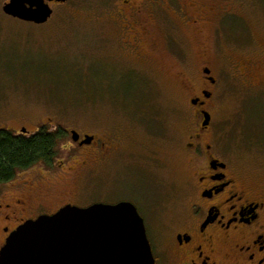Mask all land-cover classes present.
I'll use <instances>...</instances> for the list:
<instances>
[{
	"label": "rangeland",
	"instance_id": "rangeland-1",
	"mask_svg": "<svg viewBox=\"0 0 264 264\" xmlns=\"http://www.w3.org/2000/svg\"><path fill=\"white\" fill-rule=\"evenodd\" d=\"M148 1L136 15L123 0H69L37 26L7 16L9 0H0V131L54 127L65 136L51 166L0 185L12 220L66 202H131L164 252L192 202L190 147L204 119L187 83L200 88L204 51L218 80L211 109L218 138L208 141L244 183L264 191V91L246 80V67L264 61V0H161L157 11ZM191 2L213 10L204 33L185 21ZM73 131L99 146L81 147ZM20 199L32 203L30 212Z\"/></svg>",
	"mask_w": 264,
	"mask_h": 264
},
{
	"label": "flooded vegetation",
	"instance_id": "flooded-vegetation-1",
	"mask_svg": "<svg viewBox=\"0 0 264 264\" xmlns=\"http://www.w3.org/2000/svg\"><path fill=\"white\" fill-rule=\"evenodd\" d=\"M147 1L123 0V5L129 8L128 12L139 15ZM160 1L151 0L152 5H156L155 11H157V3L159 5ZM188 2L186 0V3ZM45 3L51 9L53 5L66 4L50 0H45ZM184 7L186 9L182 8V10H187V13L183 12L187 24L193 26L195 30L202 29L198 32L204 33L205 26L210 24L208 16L213 10L201 6L198 9L192 3L191 7L195 8L192 14L189 12L191 8L185 5ZM118 8L119 6L116 7V9ZM120 15H123V12ZM213 29L217 30L215 27ZM201 59L200 88H196L184 75L185 79L189 81L187 84L191 93H194L190 102L198 118L203 117L205 121V114L210 115L209 125L204 126L203 121L196 132L194 143L190 147L194 155L193 166L195 168L188 191L192 202L183 224L178 227L180 229L173 232L170 243L164 252L153 245L148 232L147 236L156 264H164L166 257L169 264H264V191H258L250 184L244 183L232 167L231 162L215 153L212 140L216 141L218 131L215 129L216 124L211 112L215 87L218 84L212 68L215 58L212 60L208 51H204ZM260 63L257 69L252 66L246 67V80L252 88L264 91V61ZM209 138L212 140L208 141ZM81 141L83 139H80ZM80 142H78L79 145ZM94 146H99L95 136L90 145L81 147L91 148ZM103 147L105 148L104 144L101 145V149ZM93 155L94 151H90L88 163H94ZM106 156L107 154H102V159ZM18 205L25 213H28L32 203L27 202L26 199H20ZM92 205L94 204L82 206L66 202L54 210L34 211L35 214L29 218L12 220L11 215H5L4 212L9 209L14 210V207L9 204H0V252L6 245L9 236L26 222L36 220L41 216H52L67 206L87 208ZM145 226L148 231L146 222Z\"/></svg>",
	"mask_w": 264,
	"mask_h": 264
},
{
	"label": "water",
	"instance_id": "water-1",
	"mask_svg": "<svg viewBox=\"0 0 264 264\" xmlns=\"http://www.w3.org/2000/svg\"><path fill=\"white\" fill-rule=\"evenodd\" d=\"M3 12L37 26L47 24L54 14L45 0H10ZM209 123L210 115L205 114L204 126ZM71 135L75 143L80 142L77 132ZM93 140L85 136L80 146ZM0 264H156V260L137 207L120 202L67 206L52 216L26 222L9 236Z\"/></svg>",
	"mask_w": 264,
	"mask_h": 264
},
{
	"label": "trees",
	"instance_id": "trees-1",
	"mask_svg": "<svg viewBox=\"0 0 264 264\" xmlns=\"http://www.w3.org/2000/svg\"><path fill=\"white\" fill-rule=\"evenodd\" d=\"M64 137L59 131L15 135L1 130L0 185L12 182L19 173L38 164L51 166L57 156V147Z\"/></svg>",
	"mask_w": 264,
	"mask_h": 264
}]
</instances>
